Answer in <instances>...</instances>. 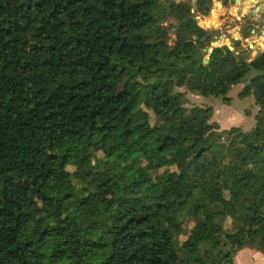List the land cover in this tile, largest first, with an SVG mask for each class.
Listing matches in <instances>:
<instances>
[{
	"label": "trees",
	"instance_id": "1",
	"mask_svg": "<svg viewBox=\"0 0 264 264\" xmlns=\"http://www.w3.org/2000/svg\"><path fill=\"white\" fill-rule=\"evenodd\" d=\"M205 23L191 0H0V264L264 254V68ZM239 84L249 131L180 90L229 104Z\"/></svg>",
	"mask_w": 264,
	"mask_h": 264
},
{
	"label": "crops",
	"instance_id": "2",
	"mask_svg": "<svg viewBox=\"0 0 264 264\" xmlns=\"http://www.w3.org/2000/svg\"><path fill=\"white\" fill-rule=\"evenodd\" d=\"M201 17L204 27H213L209 30L222 45L241 55L252 48L253 57L247 61L255 60L260 70L264 68V0H212L209 14Z\"/></svg>",
	"mask_w": 264,
	"mask_h": 264
},
{
	"label": "rangeland",
	"instance_id": "3",
	"mask_svg": "<svg viewBox=\"0 0 264 264\" xmlns=\"http://www.w3.org/2000/svg\"><path fill=\"white\" fill-rule=\"evenodd\" d=\"M178 1V0H175ZM198 12L194 9L193 15H196ZM201 18L197 20V23H201ZM201 26V24H199ZM211 24H208L209 26ZM170 43H173L174 36L171 33ZM246 55L249 58L253 57L254 51L252 48H248ZM238 54V52H237ZM249 55V56H248ZM205 60V59H204ZM248 62H250L248 60ZM252 62V61H251ZM261 65H251L250 70L254 73H250L249 76L255 75L259 72ZM242 89V85H234L230 88L228 96L230 97L229 104H225L223 100L219 97L212 96H200L196 93L186 91L184 88L180 90L184 92L186 98V105L192 106H210L213 110L212 121L217 122L222 129H227L231 126H238L242 130L249 131L253 128L255 124V116L258 112V106L255 103L254 97L247 96L244 98L239 97V92ZM69 171H74V167L67 166ZM171 168L163 164L159 169L156 182L160 184L170 173ZM94 201V199H92ZM80 220L84 223L86 219L80 215ZM192 225L189 223L188 227ZM235 264H264V254L254 248L243 247L238 250L233 256Z\"/></svg>",
	"mask_w": 264,
	"mask_h": 264
},
{
	"label": "water",
	"instance_id": "4",
	"mask_svg": "<svg viewBox=\"0 0 264 264\" xmlns=\"http://www.w3.org/2000/svg\"><path fill=\"white\" fill-rule=\"evenodd\" d=\"M168 3H171L173 0H165ZM192 1V12L194 11V9H196V4H195V0H191ZM201 14L197 13L196 15H194V19L197 21L198 19H200ZM199 25V24H198ZM200 26V25H199ZM202 27V26H201ZM208 29H213V27H208ZM214 36V35H213ZM214 38L216 39V42L214 43V46H219L222 45L221 41L219 38H217L216 36H214ZM208 62V58H206L203 63H207ZM262 74H264V69L261 70Z\"/></svg>",
	"mask_w": 264,
	"mask_h": 264
},
{
	"label": "built area",
	"instance_id": "5",
	"mask_svg": "<svg viewBox=\"0 0 264 264\" xmlns=\"http://www.w3.org/2000/svg\"><path fill=\"white\" fill-rule=\"evenodd\" d=\"M227 1H233V0H227Z\"/></svg>",
	"mask_w": 264,
	"mask_h": 264
}]
</instances>
